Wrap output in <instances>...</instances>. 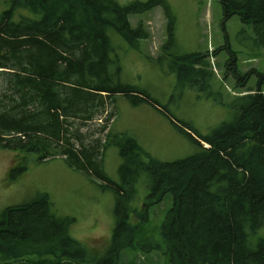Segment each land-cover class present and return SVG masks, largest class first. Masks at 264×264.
Here are the masks:
<instances>
[{"label": "trees", "instance_id": "1", "mask_svg": "<svg viewBox=\"0 0 264 264\" xmlns=\"http://www.w3.org/2000/svg\"><path fill=\"white\" fill-rule=\"evenodd\" d=\"M220 4L225 21L239 16L251 25L253 50L264 53V0ZM158 6L169 25L158 58H148L154 63L165 60L166 47L175 41V18L165 0L129 6L117 0H11L0 14V149L15 154L11 176L23 171L26 155L37 163L63 159L113 193L115 227L96 264H119L125 250L138 247L158 250L168 264H264V74L258 73L255 89L227 103L211 89L214 74L203 53L174 54L180 64L171 62L172 69L180 84L213 96L232 110L233 119L206 136L173 122L198 146L194 155L174 162L160 161L135 139L112 133L118 96L133 104L156 103L148 93L120 82L122 69L112 55L109 32L138 48L149 33L142 22L132 27L129 18ZM226 67L238 77L236 53ZM111 147L121 157L120 182L105 171ZM143 176L151 194L139 210L134 203ZM166 196L174 207L159 229L162 244L146 249L145 239L138 241L149 221L146 210ZM73 222L56 214L48 194L7 208L0 214V258L52 256L57 259L52 264L62 259L84 264L89 251L71 238Z\"/></svg>", "mask_w": 264, "mask_h": 264}, {"label": "rangeland", "instance_id": "2", "mask_svg": "<svg viewBox=\"0 0 264 264\" xmlns=\"http://www.w3.org/2000/svg\"><path fill=\"white\" fill-rule=\"evenodd\" d=\"M117 1L122 6H129L133 2L147 3L149 0ZM165 1L175 18V41L166 47L170 55L164 54L163 62L154 63L148 59L158 58L167 40L169 22L163 6L143 15L130 16L132 27L137 28L142 22L149 33V38L140 41L136 49L114 30L109 32L114 48L112 55L119 60L122 69L120 82L148 93L156 103L133 104L132 99L118 96L110 127L113 134L135 139L154 158L174 162L194 155L198 146L180 133L173 122L191 126L199 135L206 136L234 117L228 106L218 104L213 96L207 97L202 89L180 84L181 77L176 69H172L171 62H174L173 66L180 64L174 60L175 55L203 53L214 74L211 89L229 103L235 97L246 95V90L257 87L258 73L264 74V53L253 50L251 25L244 24L239 16L225 21L220 0ZM10 3L11 0H0V14L10 8ZM232 52L237 54L238 77L226 67ZM111 112H114L113 107ZM14 157L12 151L0 149V214L7 208L29 203L40 194H48L56 214L74 220L70 236L89 251L88 262L84 264H96L105 256L115 227L113 193L102 190L98 182L69 168L63 159L37 163L35 156L26 155L23 171L12 177ZM120 165L118 148H109L105 171L111 180L120 182ZM137 192L134 207L140 210L151 194L146 176L140 178ZM173 207L172 197L166 196L161 203L150 205L146 210L149 221L138 237V241L145 239L142 245L146 249L162 244L159 229ZM133 222L135 224L137 220ZM52 260L57 259L28 256L4 262L0 258V264H52ZM62 264L82 263L62 259ZM119 264L168 263L158 250L147 252L138 247L125 250Z\"/></svg>", "mask_w": 264, "mask_h": 264}]
</instances>
